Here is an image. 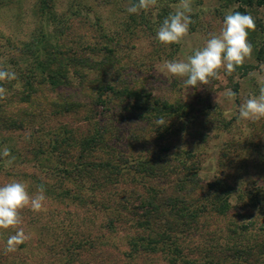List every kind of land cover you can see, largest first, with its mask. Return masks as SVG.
<instances>
[{
  "label": "rangeland",
  "instance_id": "obj_1",
  "mask_svg": "<svg viewBox=\"0 0 264 264\" xmlns=\"http://www.w3.org/2000/svg\"><path fill=\"white\" fill-rule=\"evenodd\" d=\"M37 2L0 0V64L5 62V70H14L16 48L40 31L63 36L59 42L69 52L111 48L117 61L115 67L109 62L106 74V84L110 82L112 90L108 94L105 91L102 98L109 99L108 105L96 101L101 79L98 71L92 86L95 93L89 88L75 90L74 97L80 104L77 110L48 106L38 111L36 122L28 116L18 128L7 130L0 126V139L4 140L0 141V152L7 147L15 157L10 165L6 161L11 157H0V186L21 181L35 195L38 186L43 185L47 197L46 210L34 213L25 208L21 212V227L29 239L15 252L5 251L15 230L0 229V264H183L181 257L176 259L166 249L145 252L134 245L138 235L155 237V233L147 227H136V214L143 223L153 218L132 203L140 195L150 194L154 186L179 197L182 207L186 200L191 201V196L206 194V185L217 179L223 183L219 194L230 201L229 211L183 223L171 215V205L162 207L159 220H155L158 232L167 227V222H179L174 231H166L173 237L163 238L164 244L175 241L181 255L195 264H264V119L254 123L238 118L243 100L259 95L260 85L250 73L264 75L260 72L264 64V7L245 10L256 22V30L249 32L252 58L232 76L222 72L221 80L187 89L182 80L158 69L167 60L186 59L202 48L209 33L219 32L228 10L244 13L236 0H192L189 35L180 44L167 46L156 39V33L163 20L174 13L179 0H158L155 9L139 14L126 11L137 0H52L51 9L60 20L58 27L55 25L57 30L39 11ZM103 34L109 38L102 40ZM98 52L101 59L104 52ZM124 88L137 90L141 101L150 108L185 106L179 108L180 112L187 111V116L190 112L191 119L186 120L189 129L177 131L175 125L180 121L174 117L164 119L165 126H158L156 118L142 120L136 115L144 108L134 107L138 99L122 92ZM229 89L236 93L231 101L224 96ZM69 90L73 88H56L49 93L64 101ZM90 92L92 97L87 96ZM19 106L28 108L26 104ZM88 118L99 119L107 129V146L94 148L81 159L80 151L70 147L66 152L39 153L34 157L32 147L53 138L60 125H78L87 133ZM136 155H144L146 159H139L146 161L154 158L142 163L147 171L137 172L136 161L129 163ZM77 159L134 167L130 172L124 168L123 175L101 187L96 181L97 173L87 176L74 166L67 168ZM183 160L186 165L179 167ZM156 164L166 168L168 164L174 173L161 180L146 178ZM64 168L70 172L63 174L60 170ZM108 171L112 176L120 170L116 167ZM193 172L201 177L202 185L192 184ZM175 177L178 180L173 181Z\"/></svg>",
  "mask_w": 264,
  "mask_h": 264
},
{
  "label": "trees",
  "instance_id": "obj_2",
  "mask_svg": "<svg viewBox=\"0 0 264 264\" xmlns=\"http://www.w3.org/2000/svg\"><path fill=\"white\" fill-rule=\"evenodd\" d=\"M240 3L241 11L244 12L248 8L253 7H264V0H236ZM52 0H38L37 6L39 11L45 16L48 21H52L51 23L58 27V23H60L59 17H56L55 12L52 11ZM55 26V27H56ZM56 27V30L58 29ZM59 33L58 31L56 32ZM60 35V34H59ZM56 37V38H55ZM63 36H49L47 32L40 31L38 35L35 37H31V39L22 42L15 51H17L18 55H16L12 61H14V70L17 74V79L11 82H0V86L5 87L6 89V98L0 100V126L4 129H13L20 127L19 124L22 121L26 120L28 116L34 117L35 122L36 118L38 117V111H41L42 108H48V106L52 107L53 109L60 110L61 105L68 110H77L79 103V99L74 97L76 89H91L93 91L92 86H94L93 81L95 80L94 74L95 72L99 71L100 82L98 84L99 88L97 87L98 96L96 101H99L103 105H108V98L107 101L102 98L104 96V92L106 91L107 94L110 90H112V84L110 82L106 84L108 81L106 74L108 71L109 62L113 67L116 66L117 56L113 55V50L111 48H94L91 47L89 51H82V49H76V51L69 52L67 49L63 50L62 47L64 46L59 40L62 39ZM106 37L109 38L108 35L103 34L101 37L102 40H105ZM107 43V42H106ZM71 49V48H70ZM88 49V48H87ZM99 49V50H98ZM81 50V51H80ZM98 51L104 52V56L99 59L98 58ZM69 53V54H67ZM0 67L5 69V62L0 64ZM106 68V69H105ZM104 72V73H102ZM17 81V82H16ZM99 81V80H97ZM91 84V85H90ZM70 87L73 90H69L70 94L65 95L61 99L53 98L49 92H54L56 88H63ZM96 91V89H95ZM115 92V91H114ZM120 92V90H119ZM122 92H126L127 95L134 96L137 100L134 107H138L137 109L144 110H137V115L142 120L147 118H156V119H170L174 117L180 121L179 125H175V129L177 131L183 130L190 127L187 124L188 119H191L190 112L181 111L184 109L185 106L174 107L175 105H171L170 107L162 106L158 107L155 106L154 108H150L148 104L141 101L142 99L139 98V92L137 90H132L130 88H124ZM88 97L91 96V92L87 94ZM78 99V100H77ZM107 103V104H106ZM20 104L27 105V109H21ZM52 112H55L52 110ZM51 112V114H52ZM55 114V113H54ZM188 118V119H187ZM89 123L87 124V133L80 131V127L78 125L69 127L66 124L60 125L56 128L53 133L58 132L53 138H49L45 142H39L38 145L35 144L32 147L31 152L33 153L34 157L36 158L39 153H56L57 151L66 152L67 147L71 149L77 148L80 151L79 158H83L88 152L92 151L94 148H100L108 145L107 140L105 139L107 129H103L104 125L100 124L99 119L96 121H92V118H88ZM82 128V127H81ZM112 129V127H111ZM115 129L117 127L115 126ZM0 141H4L1 140ZM47 144V145H46ZM45 147V149L43 148ZM139 157L146 159L144 155H136L129 160L136 161L135 169L136 171L140 172L141 170H145L147 168L142 167V163H148L153 161L152 159L146 161L141 160ZM181 165H186L185 160L182 162ZM157 167L151 169V173L148 177L157 178L158 180L171 177L174 173L170 166L167 167L165 165L156 164ZM74 166L78 168L79 173L83 175L90 176L92 172L97 173L96 181H99L100 186L103 187L107 183H112L114 179H118V175L122 174V170H127L130 172L131 167L129 164L120 165L116 164V166H112L108 162H78V159L75 161H71L70 164L67 165L68 167ZM112 166V167H111ZM141 166V168H140ZM55 169H58V164H56ZM119 167V172L117 174L110 175L108 168H116ZM123 168V169H122ZM149 168H151L149 166ZM63 174H68L70 171L68 169L60 170ZM134 172V173H137ZM144 172V171H143ZM125 173V172H124ZM123 173V174H124ZM122 174V175H123ZM180 174L177 176L179 177ZM175 177L173 181L178 180ZM188 176H186L184 183L187 181ZM169 181V180H168ZM191 182L193 185H202L203 180L198 175V173H192ZM167 184V182H164ZM99 184H97L98 186ZM207 191L206 194L198 195V197H190L187 201L186 205L183 204L182 207L179 205L182 204L179 201V197H172L168 193L164 192L163 189L158 191L154 186L150 187V194L147 195H140L138 199H136L135 209L143 210L145 215H149L153 218L150 221L148 218L146 221L149 222H141L139 215L136 214V218L134 222L136 227L143 228L147 227L148 230H153L155 233V237H146V236H139L138 240L135 241L134 245L140 250L145 252H152L166 251L172 254L176 259L177 257L182 258L183 264H195L188 258H184L181 255L179 246L173 241L170 244H164L163 238L173 237L172 234L167 233L168 229H174L178 226L175 222H167V229L165 228L161 232H158L156 228L157 218L161 213V208L165 206L171 205L173 210L171 211V215L177 217V219H181L183 223L185 221H191L194 223L198 219L210 215H224L230 209V201L228 197H225L222 194H219V188L223 186V183L219 181V179L215 180L212 183L206 185ZM194 187V186H193ZM206 188V187H205ZM162 192V193H159ZM137 203V204H136ZM163 213V212H162ZM141 214V213H138ZM165 214V213H163ZM144 215V216H145ZM143 216V217H144ZM148 216V217H149ZM180 220V221H181ZM153 225L151 226L150 225ZM160 223V222H159ZM114 229V227H112ZM157 229V230H156ZM183 231V230H181ZM161 237V238H158ZM175 261L172 260L171 263Z\"/></svg>",
  "mask_w": 264,
  "mask_h": 264
},
{
  "label": "clouds",
  "instance_id": "obj_3",
  "mask_svg": "<svg viewBox=\"0 0 264 264\" xmlns=\"http://www.w3.org/2000/svg\"><path fill=\"white\" fill-rule=\"evenodd\" d=\"M158 0H137L130 4L126 11L129 14L147 13L155 9ZM192 0H179L174 13L166 17L156 33V39L163 45L180 44L189 35V27L192 23ZM256 30L255 18L251 14L228 10L224 16L219 32L209 33L202 48L194 50L182 60H167L163 67L158 69L164 75L175 77L183 81V86L198 88L201 85H210L213 81L221 80V73L232 76L238 67L244 65L246 60L252 58L253 45L249 41V32ZM260 72L264 73V64L260 65ZM256 76L260 85L258 96H249L239 106L238 118L245 121L258 122L264 119V75L250 73ZM17 79V74L0 67V82H11ZM155 95V93H153ZM6 89L0 86V100L6 98ZM224 96L231 101L236 93L231 89L225 91ZM219 104L220 98L216 97ZM158 126H165L163 118L156 121ZM0 157L8 158V165L15 157L4 147ZM45 188L38 186L37 193H29L25 183L12 180L0 186V229L12 228L15 234L7 240L6 253L15 252L19 245L25 243L29 237L25 233L22 224L21 212L29 208L34 213H40L45 209Z\"/></svg>",
  "mask_w": 264,
  "mask_h": 264
}]
</instances>
